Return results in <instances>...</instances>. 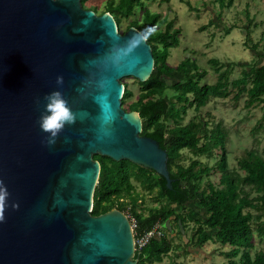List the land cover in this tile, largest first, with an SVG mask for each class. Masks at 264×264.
Returning a JSON list of instances; mask_svg holds the SVG:
<instances>
[{
	"label": "water",
	"instance_id": "water-1",
	"mask_svg": "<svg viewBox=\"0 0 264 264\" xmlns=\"http://www.w3.org/2000/svg\"><path fill=\"white\" fill-rule=\"evenodd\" d=\"M153 67L142 32H118L108 12L80 0H0V182L8 193L0 264H136L127 215L91 214L100 173L93 155L154 170L170 187L166 150L121 104V79L144 81ZM55 90L77 120L48 145L37 121ZM164 227L171 230L168 220Z\"/></svg>",
	"mask_w": 264,
	"mask_h": 264
},
{
	"label": "trees",
	"instance_id": "trees-1",
	"mask_svg": "<svg viewBox=\"0 0 264 264\" xmlns=\"http://www.w3.org/2000/svg\"><path fill=\"white\" fill-rule=\"evenodd\" d=\"M84 8L87 0H80ZM142 11L141 22L132 20L124 32L131 26L142 32L150 44L154 67L150 76L138 84V95L127 104L133 91L124 85L121 97L122 106L128 111H136L142 120V135L150 136L167 152V168L172 179L167 187L164 177L154 170L144 168L127 159L115 161L107 156L95 154L93 159L100 164V173L93 191L92 215H99L116 208L135 221L134 236L149 231L156 223L164 225L169 221L170 232L182 234L192 223L194 232L190 245H200L210 240L228 245L226 264H264V249L255 250L253 238H264V155L256 147L244 149L235 159V167L229 168L226 156V136L220 124L209 128L208 122L194 114L185 123L183 117L188 108L198 111L210 98H228L235 102L244 97V107L253 108L264 105V64H238L240 76L230 79L233 70L231 64L219 65L209 59L216 75L212 84H200L207 74L205 70L191 68L187 61L170 67L166 63L167 50L175 45L171 36L179 33L172 28L171 21L165 24L163 31H155L159 14L150 12L143 0H109L103 11L109 12L116 25L121 17L132 13L135 6ZM95 12V8H87ZM122 32V33H124ZM175 79L171 84L168 79ZM170 88L174 93L167 101L164 92ZM264 134V112L250 128V134L257 142V134ZM186 150L191 156L187 158ZM215 160L213 167L208 160ZM218 171L217 183L209 179L210 171ZM207 178L202 181V177ZM152 194L155 205L145 207L136 187ZM195 201L196 209L186 210L189 201ZM173 225L176 230H174ZM212 229L214 233L203 234ZM159 237H152L134 253L136 264H153L161 261L162 255L173 245L169 230Z\"/></svg>",
	"mask_w": 264,
	"mask_h": 264
},
{
	"label": "rangeland",
	"instance_id": "rangeland-1",
	"mask_svg": "<svg viewBox=\"0 0 264 264\" xmlns=\"http://www.w3.org/2000/svg\"><path fill=\"white\" fill-rule=\"evenodd\" d=\"M109 0H87L86 8H95V13L100 14ZM114 3L118 0H113ZM143 0L144 6L150 11L159 14V21L155 26V31H163L165 24L171 21L172 28H179L176 36H171L175 45L167 50L166 63L170 67H175L182 61H187L190 67L198 70H205L207 74L202 78L200 84H212L216 81L209 59H213L219 65L231 64L233 66L230 79L240 76L238 64H264V0ZM209 4L211 8L208 9ZM109 13V12H108ZM110 14V13H109ZM142 11L139 6H135L131 14L121 17L117 25L118 32L122 33L129 26L132 20L141 22ZM134 77L128 76L121 79L123 84L133 91V96L127 100V104L134 101L138 95V84ZM176 80L171 78L168 82L173 84ZM174 91L167 88L164 96L168 101ZM244 97L237 102L228 98H210L208 102L198 111L193 107L188 108L183 117L185 123L194 114H198L208 122V127L212 128L220 124L226 136V156L228 167H235V159L244 149L256 147L259 153L264 155V134H257V142L250 134V128L260 118L264 112V105L253 108L244 107ZM123 108H126L123 106ZM127 110V109H125ZM187 157L191 156L183 150ZM217 156L210 159L199 157L200 160H208V165L213 167ZM218 171H210L209 179L217 183ZM207 177L203 176L202 181ZM141 194L145 207L155 205L153 196L136 187ZM184 209L190 211L196 209L195 201L186 203ZM174 230H176L173 225ZM164 233V225H161ZM194 227L188 223L183 235L170 232L169 237L173 245H179L178 250L171 249L162 255L161 261L153 264H226V252L228 245L203 240L200 245H190V237ZM214 230L207 229L203 234L212 235ZM254 248L252 250L264 249V238L259 239L256 233L253 238ZM134 258V257H133ZM137 261V259L134 258Z\"/></svg>",
	"mask_w": 264,
	"mask_h": 264
},
{
	"label": "clouds",
	"instance_id": "clouds-1",
	"mask_svg": "<svg viewBox=\"0 0 264 264\" xmlns=\"http://www.w3.org/2000/svg\"><path fill=\"white\" fill-rule=\"evenodd\" d=\"M57 85H63L64 77L57 76ZM44 111L41 113L37 123L44 133L49 134L45 137L44 142L52 145L56 142V138L63 131L66 125L76 123L77 114L73 112L67 99L61 91L55 90L46 94L43 98ZM39 103V101H38ZM8 193L6 188L0 182V221L4 219V211L6 206V197ZM13 209L18 208L17 204H12Z\"/></svg>",
	"mask_w": 264,
	"mask_h": 264
},
{
	"label": "built area",
	"instance_id": "built-area-1",
	"mask_svg": "<svg viewBox=\"0 0 264 264\" xmlns=\"http://www.w3.org/2000/svg\"><path fill=\"white\" fill-rule=\"evenodd\" d=\"M128 217V215H127ZM129 219V217H128ZM131 226H132V232H133V228L135 226V221L134 219L131 217L129 219ZM162 230H161V224L160 223H156L149 231H146L143 234H138L136 236H134V232H133V245H134V253L138 250H140L148 241L150 238L152 237H159L162 235Z\"/></svg>",
	"mask_w": 264,
	"mask_h": 264
},
{
	"label": "crops",
	"instance_id": "crops-1",
	"mask_svg": "<svg viewBox=\"0 0 264 264\" xmlns=\"http://www.w3.org/2000/svg\"><path fill=\"white\" fill-rule=\"evenodd\" d=\"M210 2H211V0H209ZM215 0H214V2H213V4L215 5ZM208 9H212V10H215V8H211V6H210V4H209V8Z\"/></svg>",
	"mask_w": 264,
	"mask_h": 264
}]
</instances>
